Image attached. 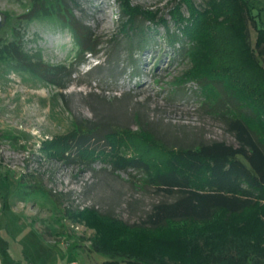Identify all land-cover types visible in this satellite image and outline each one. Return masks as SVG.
Instances as JSON below:
<instances>
[{
	"label": "rangeland",
	"instance_id": "obj_1",
	"mask_svg": "<svg viewBox=\"0 0 264 264\" xmlns=\"http://www.w3.org/2000/svg\"><path fill=\"white\" fill-rule=\"evenodd\" d=\"M59 1L63 3L57 2V9L65 3L88 28L93 51L80 50L58 13L28 19L32 0H0L5 17L0 47L13 41L23 56L22 62L0 60V264H126L93 250L98 220L129 229L140 224L154 204L173 198L151 188L140 171L112 170L97 151L131 158L137 148L146 152L154 140L175 149L235 142L220 115L208 107L200 86L184 80L191 68L185 54L189 45L181 48L166 39L177 30L170 20L177 0H130L160 20L137 18L129 30L121 28L117 0ZM206 1L191 0L197 10ZM249 1L255 23H264V0ZM178 11L187 16L183 6ZM247 36L264 69V44L254 48L256 33L249 23ZM176 39L183 40L179 34ZM27 64L61 67L60 77L51 82L46 74L27 70ZM86 122L101 124L96 128L101 134L127 130L131 136L113 152L103 140L83 156L73 148L62 155L48 148L56 140L65 142L75 124ZM142 128L153 142L141 139ZM152 154L149 151L145 160L152 161ZM225 218L217 214L207 224L184 222L169 228L181 237H196L188 249L197 257L209 258L217 250H230L226 254L231 256V233L223 236L222 244L197 235L203 227H219ZM260 260L258 264H264Z\"/></svg>",
	"mask_w": 264,
	"mask_h": 264
},
{
	"label": "trees",
	"instance_id": "obj_2",
	"mask_svg": "<svg viewBox=\"0 0 264 264\" xmlns=\"http://www.w3.org/2000/svg\"><path fill=\"white\" fill-rule=\"evenodd\" d=\"M49 1L32 0L25 17L58 13L73 31L80 50L93 51L94 46L87 43L88 28L73 16L65 3L59 10L56 8L59 0ZM117 1L122 30H129L137 18L149 23L160 20L155 12L130 5V0ZM177 4L178 9L170 12L177 30L167 34L166 39L181 48L185 43L189 45L185 54L191 68L184 80L200 86L208 107L220 115L235 146L210 142L193 149L167 148L155 144L152 135L142 128L141 139L154 140V144L144 145L146 152L137 148V156L125 158L97 151L98 157L107 158L112 170L140 171L151 188L173 199L154 204L145 219L129 229L112 227L110 220H98L91 246L108 257L122 258L126 264H166L165 258L180 264H258L260 259L264 261V69L249 46L247 23L256 33V49L264 44V23H255L249 0H207L201 10L191 0H177ZM180 6L186 9V17L178 11ZM178 34L182 41L176 39ZM4 59L23 61L13 41L0 47V60ZM24 67L36 75L46 74L51 82L61 74V67L38 68L36 64ZM137 120L141 123V117L137 116ZM101 126L77 123L65 142L56 140L48 148L55 147L60 155L73 148L75 154L83 156L93 143L103 140L113 152L123 148L125 138L131 136L127 130L101 134L96 130ZM149 151L153 152L152 161L145 160ZM217 214L227 218L219 227L201 228L197 235L207 243L210 239L222 244L223 236L231 233L227 249H232L234 255L226 254L230 250H217L209 258L197 257L188 249L189 242L194 244L192 240L196 241V237L190 235L186 239L169 228L184 222L207 224ZM103 264L118 262L110 260Z\"/></svg>",
	"mask_w": 264,
	"mask_h": 264
},
{
	"label": "water",
	"instance_id": "obj_3",
	"mask_svg": "<svg viewBox=\"0 0 264 264\" xmlns=\"http://www.w3.org/2000/svg\"><path fill=\"white\" fill-rule=\"evenodd\" d=\"M4 21H5V17L3 14L0 13V28L3 26Z\"/></svg>",
	"mask_w": 264,
	"mask_h": 264
}]
</instances>
